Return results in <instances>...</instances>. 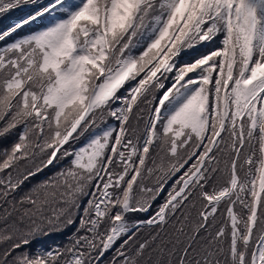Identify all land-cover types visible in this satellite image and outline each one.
<instances>
[{
    "label": "snow or ice",
    "instance_id": "6c2138e0",
    "mask_svg": "<svg viewBox=\"0 0 264 264\" xmlns=\"http://www.w3.org/2000/svg\"><path fill=\"white\" fill-rule=\"evenodd\" d=\"M25 7L0 31V264H264V0L0 16Z\"/></svg>",
    "mask_w": 264,
    "mask_h": 264
},
{
    "label": "trees",
    "instance_id": "16d2710c",
    "mask_svg": "<svg viewBox=\"0 0 264 264\" xmlns=\"http://www.w3.org/2000/svg\"><path fill=\"white\" fill-rule=\"evenodd\" d=\"M19 10V14H17V16H14L13 18L15 20L20 19L22 16H24L30 9L25 8V9H17ZM14 13L10 12L9 14H5V15H9L12 16ZM8 26L7 24H3L1 25V28L6 29ZM35 27V26H33ZM32 29L29 27H25L20 33V36L24 35L25 33L30 32ZM0 31H2V29H0ZM16 37V38H18ZM15 38V39H16ZM15 137L14 136H10L8 138V140H5L3 143L4 144H8L10 141L14 140ZM67 164V161H64L63 164L61 165H57L56 167H50L48 169H45L42 173L38 174L37 176L31 178L30 181L25 182V184L23 185V187L20 189L19 193L17 194V198L19 197V195L23 194L24 192H26L30 187H32L33 185L37 184L40 181H43L45 179H47L48 177L52 176L54 173H56L60 167L64 166ZM75 228L76 226H69L67 228H65L63 231H56L53 232L51 235L47 236V237H40L39 239H37L34 243H32L31 245L28 246L29 251L31 250H35L37 248H47L53 245H60L61 247L65 246L68 242H69V238L73 235V233L75 232ZM25 249H21V251H24ZM111 252H109L107 254V256L105 257V259H107L108 257L111 256Z\"/></svg>",
    "mask_w": 264,
    "mask_h": 264
},
{
    "label": "rangeland",
    "instance_id": "374dc122",
    "mask_svg": "<svg viewBox=\"0 0 264 264\" xmlns=\"http://www.w3.org/2000/svg\"><path fill=\"white\" fill-rule=\"evenodd\" d=\"M25 8H28V7H25ZM25 8H21V9H25ZM28 9H30V8H28ZM11 12L14 13L12 16H9V15L0 16V29L4 30L3 28H1V25L7 24V26H9L13 21H16L13 17L17 16V14L20 13L19 10H12ZM20 34L21 33L18 32L15 36L10 37L9 40H6L4 43L10 42V40H14ZM162 199H163V196H161V198L156 201V204H159L162 201ZM156 204L153 205V210H155ZM144 218H146V217L142 214H134V215L130 216V219H132V220L144 219Z\"/></svg>",
    "mask_w": 264,
    "mask_h": 264
}]
</instances>
